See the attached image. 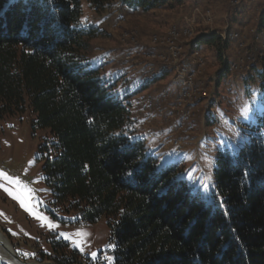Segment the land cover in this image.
<instances>
[{
    "label": "trees",
    "instance_id": "1",
    "mask_svg": "<svg viewBox=\"0 0 264 264\" xmlns=\"http://www.w3.org/2000/svg\"><path fill=\"white\" fill-rule=\"evenodd\" d=\"M80 1L0 0V120L28 107L34 127L49 131L39 152L55 204L76 213L79 225L105 219L114 264H264V114L235 153L217 157L210 202L192 195L180 161L157 174L161 166L128 128L130 111L115 81L85 58L95 30L76 27ZM86 1L103 13L115 0ZM174 1L181 2L121 6L148 12ZM253 15L241 4L232 24L255 18L264 39V2ZM188 46L213 48L221 59L228 42L209 32ZM250 73L264 94V59ZM51 242L55 264L76 261L75 252L64 257L65 244Z\"/></svg>",
    "mask_w": 264,
    "mask_h": 264
},
{
    "label": "rangeland",
    "instance_id": "2",
    "mask_svg": "<svg viewBox=\"0 0 264 264\" xmlns=\"http://www.w3.org/2000/svg\"><path fill=\"white\" fill-rule=\"evenodd\" d=\"M263 2L181 0L143 12L131 11L121 6V0H115L106 12L95 13L86 0L80 1L76 27L95 30V37L88 41L86 60L100 65L106 80L115 81V95L130 111L129 130L144 141L160 166L180 161V178L185 181V174L190 173L193 181L204 176L213 185L217 157L235 153L248 140L255 118L264 114V94L249 83L251 66L264 59L263 36L256 33L255 18L240 17L246 21L241 28L237 22L232 24L241 4L253 15ZM172 27L191 32V37H180L177 43L183 40L185 57L198 62L192 68L197 71L195 80L206 86V94L194 103L196 116L189 128L171 124V98L166 100L159 94L174 91L176 71L154 75L157 69L173 68L174 60L179 64L185 58L170 51L167 36ZM209 32L228 42L221 59L213 48L192 51L188 46L198 35ZM225 35H236L237 39L225 40ZM154 37L158 38L155 44ZM196 51L200 61H195ZM226 66L229 71L224 73ZM35 120L28 107L23 114L0 120V172L4 174L0 184L12 193L0 188V231L13 249L11 257L0 259V264H12L14 255L20 263L55 264L52 240L66 245L65 258L72 252L78 254L73 264H107L90 255L96 252L98 257L114 258V247L108 248L113 244L105 219L96 224H76L78 215L56 205L45 185L39 149L50 135L48 130L36 129ZM49 222L58 227L50 229ZM59 233L70 234V239ZM77 241L83 251L77 248Z\"/></svg>",
    "mask_w": 264,
    "mask_h": 264
},
{
    "label": "built area",
    "instance_id": "3",
    "mask_svg": "<svg viewBox=\"0 0 264 264\" xmlns=\"http://www.w3.org/2000/svg\"><path fill=\"white\" fill-rule=\"evenodd\" d=\"M191 37V32L179 30L178 28L172 27L169 30L167 40L169 42L170 51H176L178 55L181 57H185L183 47L184 42L179 44L177 43L178 38L180 37ZM183 39V38H182ZM225 40L230 39L231 41L236 40V35H229L223 38ZM158 42V38L154 37L152 43L155 44ZM171 43V45H170ZM139 52V51H138ZM154 56V54H152ZM195 57V61H200L201 58L198 57V53H194L193 55ZM197 63H193V60H190L189 57L181 58V62H177V60H174L173 68L169 67H161L157 69L156 73L154 75H157L159 77L164 76L166 73L169 72L170 69H173V71H176V87L173 92H168V90L161 91L160 97H165L167 100V97L171 98L170 103V111H169V119L171 120V124L175 127H182L186 125V128H189L192 125V122L195 118V110H194V103L197 101L198 97L204 96L206 94V86L203 83L196 82L195 80V70L192 68L195 66L197 67ZM177 64V65H176ZM202 65V62H201ZM229 71V66H228ZM155 72V71H154ZM159 98V96L157 97ZM151 103V101H149Z\"/></svg>",
    "mask_w": 264,
    "mask_h": 264
},
{
    "label": "snow or ice",
    "instance_id": "4",
    "mask_svg": "<svg viewBox=\"0 0 264 264\" xmlns=\"http://www.w3.org/2000/svg\"><path fill=\"white\" fill-rule=\"evenodd\" d=\"M160 171H163L162 166L160 168H158L157 174H159ZM3 175L4 174L2 172H0V177H2ZM126 175L131 177L132 172L129 171L128 173H126ZM185 177H186V183H187L188 187L190 188L192 195L193 196L199 195L205 201L210 202L209 192H210V189L214 188V185H210V181L208 180V178H206L204 176H200L195 181H193L190 173H186ZM245 177H247V173H245ZM0 188H4V185L0 184ZM4 190L8 191L10 195L12 194L11 190L9 188H4ZM221 204H222V201H221ZM225 215H227V212H225ZM48 226L52 230H54L55 227H58V225H53L51 222H49ZM58 235L64 239H70V234H68V233H59ZM75 243H76L77 248H79L81 251H83L81 243L78 241ZM113 247H114V245L108 246V248H113ZM101 252L104 253V252H106V250H101ZM90 255L93 258V260L101 259L103 261H107V264H112V262L114 260V258L112 256H107V255H102V256L98 257L96 252H92Z\"/></svg>",
    "mask_w": 264,
    "mask_h": 264
},
{
    "label": "bare ground",
    "instance_id": "5",
    "mask_svg": "<svg viewBox=\"0 0 264 264\" xmlns=\"http://www.w3.org/2000/svg\"><path fill=\"white\" fill-rule=\"evenodd\" d=\"M12 254H13V249L11 245L9 244L7 238L0 231V259L1 260L9 259ZM11 261L12 264H21L19 261L15 259Z\"/></svg>",
    "mask_w": 264,
    "mask_h": 264
},
{
    "label": "water",
    "instance_id": "6",
    "mask_svg": "<svg viewBox=\"0 0 264 264\" xmlns=\"http://www.w3.org/2000/svg\"><path fill=\"white\" fill-rule=\"evenodd\" d=\"M14 259L20 261L17 256L14 255ZM22 264H26L25 262H21Z\"/></svg>",
    "mask_w": 264,
    "mask_h": 264
}]
</instances>
